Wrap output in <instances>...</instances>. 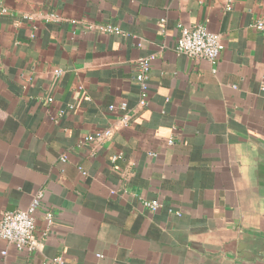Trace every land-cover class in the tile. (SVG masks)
<instances>
[{
	"label": "crops",
	"instance_id": "crops-1",
	"mask_svg": "<svg viewBox=\"0 0 264 264\" xmlns=\"http://www.w3.org/2000/svg\"><path fill=\"white\" fill-rule=\"evenodd\" d=\"M263 17L264 0H0V216L44 192L40 249L0 241V264H264ZM180 24L221 34L216 64L176 52Z\"/></svg>",
	"mask_w": 264,
	"mask_h": 264
},
{
	"label": "built area",
	"instance_id": "built-area-1",
	"mask_svg": "<svg viewBox=\"0 0 264 264\" xmlns=\"http://www.w3.org/2000/svg\"><path fill=\"white\" fill-rule=\"evenodd\" d=\"M228 10H231V6H227ZM253 26L264 31V17L258 18ZM101 29L106 32L118 33L119 28L107 24L102 25ZM180 35L178 37L175 50L180 55H187L194 58L206 59L212 64H216L221 57L222 51L224 49V43L222 41V36L219 33L212 32L209 28L202 24H196L193 26H185L180 24L179 26ZM141 45V44H139ZM153 58H140L138 60V71L136 73V81L140 86L139 93V105L141 107H146L149 104V78L151 74V60ZM57 76L63 74V70H55ZM264 91V86L262 87ZM50 102L53 98L48 99ZM119 107L123 110H127L128 104L123 102L119 104ZM73 108V106H70ZM111 109L115 108V105L110 106ZM65 110H61L60 114H63ZM121 123L124 126L129 124V116H123ZM113 128H107L103 130H98L95 132L94 136L87 137V139H98L105 140L111 139L113 136ZM175 140L170 138L169 143H174ZM122 158V155H114L113 161ZM66 156L62 157V160H66ZM44 198L43 190H40L33 197L30 205L26 209L17 210H6L0 216V241L6 242L7 244L14 245L19 251H25L30 254L36 253L41 246V241L36 234L37 225V213L42 206V201ZM143 205L145 208L156 211L160 203L157 200H144ZM170 213L176 214L178 216L182 215V212L175 210L174 208H169ZM47 226L43 231L42 235L46 236L53 224V215L51 212L46 214ZM2 255L7 254V250H3ZM65 259L60 256L52 261V264H64Z\"/></svg>",
	"mask_w": 264,
	"mask_h": 264
},
{
	"label": "water",
	"instance_id": "water-1",
	"mask_svg": "<svg viewBox=\"0 0 264 264\" xmlns=\"http://www.w3.org/2000/svg\"><path fill=\"white\" fill-rule=\"evenodd\" d=\"M255 176L258 180L261 181L260 183V191H264V158L260 162L259 168L255 171ZM258 180H257V185H258ZM262 200V199H261ZM262 207L264 208V198H263V204ZM260 238L264 239V232H262V235L259 236ZM262 247L264 249V244H262ZM252 262H263L264 263V253H260L258 251H254Z\"/></svg>",
	"mask_w": 264,
	"mask_h": 264
}]
</instances>
